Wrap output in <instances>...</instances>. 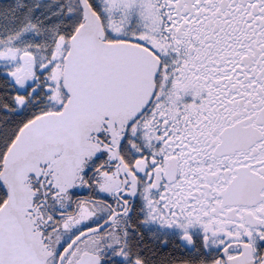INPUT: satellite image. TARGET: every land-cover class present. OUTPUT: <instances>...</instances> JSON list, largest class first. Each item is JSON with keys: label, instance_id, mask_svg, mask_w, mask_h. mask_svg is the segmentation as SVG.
I'll return each instance as SVG.
<instances>
[{"label": "snow or ice", "instance_id": "1", "mask_svg": "<svg viewBox=\"0 0 264 264\" xmlns=\"http://www.w3.org/2000/svg\"><path fill=\"white\" fill-rule=\"evenodd\" d=\"M0 264H264V0H0Z\"/></svg>", "mask_w": 264, "mask_h": 264}]
</instances>
